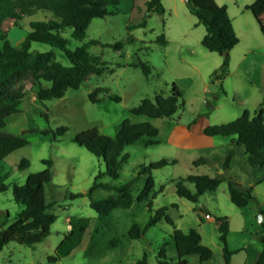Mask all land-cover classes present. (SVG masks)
I'll return each instance as SVG.
<instances>
[{"label":"rangeland","instance_id":"374dc122","mask_svg":"<svg viewBox=\"0 0 264 264\" xmlns=\"http://www.w3.org/2000/svg\"><path fill=\"white\" fill-rule=\"evenodd\" d=\"M145 1L122 0L115 15L93 19L81 41L71 38L70 29L61 33L70 49L86 45L88 52L104 63L101 75H90L77 89H67L62 98L43 102L37 100L38 89L32 86L30 77L15 87L24 96L18 105L19 112L6 118L3 132L21 137L27 145L10 153L1 164L0 176L6 174L7 177L2 181L6 189L0 192V230L17 228V216L22 210L12 198L11 185H22L27 176L45 169L50 171L51 180L44 186V199L48 212L56 219L43 241L33 245L16 242L5 245L0 250V264H135L144 254L149 264H155L162 247L167 261L176 263L171 239L173 227L183 232L189 228L200 230L202 243L212 250V258L206 264H224L218 224L214 219L205 218L206 212L200 205L209 211V216L228 219L227 248L236 252L229 264L248 263L253 248L261 244L264 232L259 218L260 215L264 217V182L259 183L257 178L264 173L261 169L251 170L245 166L243 148L235 147L234 153L231 152L232 165L223 176H229L242 188L252 189L255 199L244 208L231 204L226 179L214 192L200 196L196 204L178 197L176 181L192 174L211 175L215 170L211 163L206 167L192 166L191 158L195 161L205 159L197 153L190 157L180 153H174L173 157L166 155L171 152L166 140L174 127L188 124L198 116L208 120V126L226 124L240 117L245 110L253 114L260 105L264 107V18H257L246 10L256 0H213L226 7L238 37V43L229 52L227 74L221 82L215 80L214 73L222 58L201 45L205 28L188 12L185 1L175 0L178 4L174 6L172 0H163V6L174 8L173 11L163 15L151 13L145 26L140 27L146 16ZM52 18L49 11H36L23 17L19 26L7 32L9 44L19 47L31 22ZM5 22V28L15 23L13 19ZM4 29L0 25V39L5 37ZM185 32H188L187 45L179 46L174 40ZM160 35L167 41L165 45L156 42ZM116 42L122 43L121 48L113 47ZM49 51H53L57 62L69 66L61 50L47 44H31L32 53ZM179 52L195 62L197 69L178 67L175 59ZM139 63L149 66L150 74L145 75L141 67L133 66ZM172 84L178 87L184 101L183 108L173 117L151 119L129 113L143 99H153L157 94L167 96ZM43 86L47 88L49 83H43ZM97 88L100 89L96 95L99 102L93 103L89 94ZM107 95L118 96L120 101L110 100ZM124 120L133 124L150 123L158 130L154 140L160 143L144 146L147 140L144 137L125 146L123 154L128 159L122 164L118 178L112 180L105 174L102 161L76 145L73 139L77 133L91 128L114 138ZM60 127L64 133L55 136ZM164 157L176 159L177 163L152 171L156 197L151 207L153 211L166 207V216L172 225L162 219L149 227L142 238L130 239V227L133 224L144 227L152 216L145 204L137 202L128 209L113 210L108 218L100 221L89 205L88 192L95 177L101 175L99 181L107 185L124 184L137 174L139 166H147ZM23 160L28 166L20 170ZM42 161H50L51 166ZM222 170L220 165L218 171ZM186 186L190 191L194 190L192 185ZM142 187L143 179H140L133 190L134 197ZM160 187L163 191L157 193ZM79 194L81 196H77ZM109 195H113V191L99 188L91 197L100 200ZM186 264L200 263L195 255L187 257Z\"/></svg>","mask_w":264,"mask_h":264},{"label":"trees","instance_id":"16d2710c","mask_svg":"<svg viewBox=\"0 0 264 264\" xmlns=\"http://www.w3.org/2000/svg\"><path fill=\"white\" fill-rule=\"evenodd\" d=\"M121 1L0 0V25L6 19H13L15 26H19L18 22L23 17L30 16L36 11H49L53 15L52 19L46 21L31 22L30 30L19 47L11 46L5 37L0 39L2 42L0 47V168L6 156L27 145V142L21 137L3 132L6 118L19 112L18 105L24 96L15 87L30 77L32 86L38 89L37 100L43 102L62 98L67 89H77L90 75H101L104 63L98 57L90 54L86 45L70 49L68 41L61 37V33L70 29L71 38L77 41L83 40L90 22L96 18L115 15ZM145 5L146 16L140 23V27L145 26L146 19L151 13L158 15L165 13L161 0H146ZM186 7L188 12L197 19L198 24L205 28L201 45L207 51L217 53L222 58L220 67L214 73L215 80L221 82L227 74L229 52L238 43V37L234 32L227 9L225 6L217 5L213 0H186ZM246 10L255 17L264 15V0H256L253 4L248 5ZM156 42L161 45L167 43L163 35L158 36ZM32 43L47 44L61 50L67 58L69 66H63L57 62L53 51L30 52ZM121 46L120 42L113 45L115 49L121 48ZM133 66L141 67L145 75L151 72V68L144 63ZM43 83H49V87L45 88ZM99 91L100 89L97 88L89 94L91 102H99L96 97ZM107 98L115 102L120 101V98L115 95H107ZM183 105L181 92L175 84H172L167 96L157 94L153 99H143L138 106L131 108L129 113L151 119L171 118L183 108ZM263 114L264 108L260 105L253 114L245 110L240 117L231 122L206 126L203 129V134L209 137L235 136L233 142L236 146L244 149L247 165L252 169H264ZM63 133V128H57L55 136H61ZM157 134L158 130L150 123L133 124L129 120H124L119 125L114 138L104 136L96 128H91L77 133L73 142L101 160L105 166V174L112 180H116L122 164L128 159L123 154L124 147L138 142L144 137L147 138L144 146L156 145L158 142L154 138ZM231 158L232 154L228 153L222 163L224 170L228 167ZM42 163L51 166L50 161H42ZM176 163V159L164 157L147 166L141 165L133 178L119 185L103 184L99 181L101 175H98L88 192L90 208L98 214L102 221L108 218L115 209H128L134 202L145 204L152 216L144 227H139L136 224L130 227L128 237L133 240L142 238L149 227L162 219L172 225L166 216V207L155 211L151 207L152 201L156 197V192H153L155 185L151 173ZM207 164L208 162L204 158L192 162L194 167ZM27 166L28 162L23 160L19 169L22 170ZM6 177V174L0 176V192L6 189V186L2 184ZM140 179H143V187L141 190H137V196L134 197L133 190L136 189V184ZM50 180L51 173L45 169L27 176L22 185H11L12 198L16 204L22 206V210L17 216V228L13 231L0 230V250L10 242L33 245L49 236L50 227L56 219L53 214L48 212V205L44 199V186ZM223 180L219 174H192L175 182V192L178 197L196 204L199 202L200 196L207 192H214ZM186 184L192 185L194 190L190 191ZM99 188L113 191V195L100 200L92 198V192ZM162 191L163 187H160L157 193H162ZM227 192L231 204L237 208H244L255 199L251 188L243 190L231 180L227 181ZM214 219L218 224L217 232L222 244L224 264H229L232 255L236 254L227 248L229 222L226 217L215 216ZM261 225L264 232V222ZM171 239L174 243L177 262L167 261L165 248L162 247L156 255L155 264H186V258L195 255L200 264H206L212 258V250L202 244L201 236L195 228H189L183 232L173 227ZM261 243L262 249L254 264H264V239L261 240ZM135 264H149L147 256L144 254Z\"/></svg>","mask_w":264,"mask_h":264},{"label":"crops","instance_id":"0c3cea01","mask_svg":"<svg viewBox=\"0 0 264 264\" xmlns=\"http://www.w3.org/2000/svg\"><path fill=\"white\" fill-rule=\"evenodd\" d=\"M161 2H163V0H161ZM172 3L174 4V6H176L178 4L177 1H175V0H172ZM172 9H174V8H172ZM172 9L167 7V8H165V12L166 11H173ZM261 17L264 18V15H258L257 16V18H261ZM5 24H7V23L4 20L1 23L2 29L5 28ZM14 27H16V26L12 23V25H9L8 27H6L4 29L5 30L4 36L6 39L8 37L7 32L11 28H14ZM233 29L235 31L234 26H233ZM187 35H188V32H185L181 38H177L174 41L179 46H186L187 42H188V41H186ZM175 61H176L177 66L184 69V70H189V69L196 70L197 69L196 63L190 59H187L184 55H181L180 52H179V56L176 57ZM203 87L206 88L205 85ZM263 118H264V114H263ZM199 119H200V116L196 117L195 119H193L188 124H185V125L181 124V125H179V128L178 127L173 128V130L171 131V136L167 137V140H166L171 152L166 154V155L172 156V155H175L174 153H180L181 155H184L185 157H190L192 154L197 153L196 155H200L199 157H205L208 164L211 163L212 168L215 170V173H213L211 175L219 174L222 176L223 179H226L227 181L228 180L232 181V179L229 176L228 177L223 176V172H225L227 169H229L231 167V165H232L231 160H230L228 167L225 170H222V172H219L218 168L220 167V165H222V163H223V161H224V159L228 153H231V152L234 153V148L236 147V148L240 149V147L236 146L235 143L233 142L235 140V138L221 137L220 139H216L217 137H208V136L204 135L203 129L206 126H208L210 123L208 120H205V119L199 120ZM156 141L158 142V144L160 143V141H158V140H156ZM242 150L244 152V149H242ZM189 161L192 163L195 160H193V158H191ZM245 166H247V168H250L247 165L246 158H245ZM204 167H206V166H204ZM204 167H203V169L206 170V168H204ZM250 169L251 170H259V169H252V168H250ZM261 170L264 173V169H261ZM202 173H204V172H202ZM255 181L256 180H254L253 183H255ZM257 181H259V183L264 182V174L259 176L257 178ZM234 183H236V182H234ZM237 185H239V184H237ZM239 187L243 190L246 189V188H242L241 186H239ZM206 215H209V214H206ZM206 219L212 220V219H214V217L209 216ZM198 232L201 236L200 230H198ZM228 237H229V231H228ZM201 242H202V236H201ZM261 249H262V243L257 244L253 248L252 256L249 259L248 263H246V264H254V262L257 259Z\"/></svg>","mask_w":264,"mask_h":264},{"label":"water","instance_id":"95a60500","mask_svg":"<svg viewBox=\"0 0 264 264\" xmlns=\"http://www.w3.org/2000/svg\"><path fill=\"white\" fill-rule=\"evenodd\" d=\"M185 3H186V0H185ZM199 207H201V209L204 210L206 212V214H209V211H207L203 206L200 205ZM259 221H260V223L264 222L263 215H260Z\"/></svg>","mask_w":264,"mask_h":264},{"label":"built area","instance_id":"2783aa9c","mask_svg":"<svg viewBox=\"0 0 264 264\" xmlns=\"http://www.w3.org/2000/svg\"><path fill=\"white\" fill-rule=\"evenodd\" d=\"M205 217H206V218H208V217H209V215H205Z\"/></svg>","mask_w":264,"mask_h":264}]
</instances>
